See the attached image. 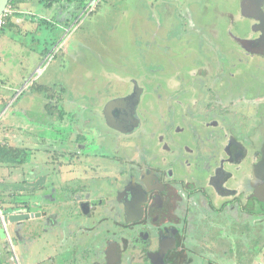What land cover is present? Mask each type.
I'll use <instances>...</instances> for the list:
<instances>
[{"label": "flooded vegetation", "instance_id": "obj_1", "mask_svg": "<svg viewBox=\"0 0 264 264\" xmlns=\"http://www.w3.org/2000/svg\"><path fill=\"white\" fill-rule=\"evenodd\" d=\"M230 1L144 0L147 20L155 26L153 21H157V32L169 30L167 42L162 45L153 36L155 44L145 46V66L129 78L126 93L114 91L105 96L102 88L106 83L98 87L97 82L92 86L96 93L83 91L80 97L91 110L99 96L108 98L100 112L90 115L92 120L72 132V137L67 132L55 135L46 125L40 131L36 150L50 156L46 170L40 172L48 184L46 189L41 185L32 188L40 186L31 199L39 211L38 216L33 214L35 237L50 251L38 264H46V260L48 264H215L202 251L215 247L207 242L200 245L196 236L210 215L215 218L214 231H222L216 241L219 250H223L220 241L225 231L233 224L232 220L227 225L217 221V214L226 212L225 218L260 230L264 171L254 167L264 153V67L257 70L262 73L259 77L256 71L250 73L247 84L242 82L237 64L248 62L249 67L261 62L264 66V0H235V5ZM247 19L256 25L255 41L242 46L238 37L251 39L241 28ZM146 33L148 36L149 30ZM170 40L179 48L168 49ZM192 50L208 57L202 64L187 63L197 81L193 98L185 105L191 107V118L195 115L201 128H210L209 137L201 138L200 145L174 139V134L189 128L188 118L168 131L167 123L156 129L147 127L148 116L142 122L139 112L142 99L153 96L146 85L157 82L153 88L156 104L157 99H171L172 90L165 88L166 66L174 71V81L186 63L183 58ZM156 54L163 62L153 57ZM139 79L142 85L136 84ZM252 82L257 89L250 87ZM175 87L173 91L179 92L177 82ZM70 91L57 99H70ZM51 102L49 114L55 105L54 99ZM178 104L183 107L182 102ZM155 113L163 112L157 108ZM237 133L247 135L246 140ZM200 159L207 166L196 167L193 161ZM34 163L39 170L36 163L40 162ZM56 163L67 169V174L57 173L64 181L61 184L51 180ZM104 164L118 168L115 179L101 173ZM126 165L130 168L124 170ZM192 166L198 170L202 166L199 176L191 175ZM38 176L31 175L36 180ZM236 209L242 213L240 221Z\"/></svg>", "mask_w": 264, "mask_h": 264}, {"label": "rangeland", "instance_id": "obj_2", "mask_svg": "<svg viewBox=\"0 0 264 264\" xmlns=\"http://www.w3.org/2000/svg\"><path fill=\"white\" fill-rule=\"evenodd\" d=\"M78 1L81 0H74L71 2L61 1L60 4H65V6L63 7L59 5V8L56 9V17H54V20L56 19L57 21V17H60L57 16V14L64 15V26L62 28H60L59 24L58 26L55 24L52 26L50 23V28H42V31H44L48 36V44L44 43L46 36H36L35 34L22 36L25 43H31V40L35 39L33 42L34 45H32V43L30 45H24V43L20 42V49L12 51L0 59V85L2 83H7V81L12 82V80L15 79L13 73L17 72V74L14 73L17 76V80L14 84L16 86L14 91H16V95L22 93L19 102L24 105V107L19 106V112H24V117L22 122H18L14 125L15 132L0 135L1 144L3 146L23 150L15 156L14 162H6L5 166L0 165L1 182L3 184H8L5 188H9L8 190H2L4 191L2 195L0 192V206L4 203L5 205H8V209L15 210L16 207H19L18 201L24 200L31 203V210L22 208L24 210H21V212L30 211L31 214L38 216L39 211L33 206L31 194L36 191L39 192L40 186L37 190L32 188H36L38 185H41L46 189L48 181H46V178H44L40 172L41 169L46 170L47 164L45 163L48 161V158H50V156L45 155L43 150H41V152L36 150L39 148L37 144L40 140L38 137H41L40 131H43L45 128L42 126V120H46L48 122V124H45L46 128L53 129L55 135L57 133L61 135L63 134L62 132H67L69 136L72 137L71 135L74 134L72 132H75V130L79 127L81 129L82 125L84 126L86 122L92 120L90 115L92 116L96 112H100L102 104L108 98L105 97L106 95L114 93V91L121 94L127 92L126 84L129 81V78H133V76H135V72H140L141 68L145 66L144 61H146L147 56L144 54V50L148 49L145 46L149 43L150 45L155 44V42L151 40L153 36L157 38L159 42H162V45L164 42H167L169 30H161V33L157 32V21H153L156 24L155 26L152 21L147 20V5H145L144 0H90L88 3L90 4V9L87 4L81 8V12L75 14V8ZM210 1L212 2L215 0ZM234 1L235 0H231L229 3L231 5H235L236 3H234ZM69 9L71 10L70 12H68ZM73 10L75 11L73 15L68 20L65 19L66 16L70 15L67 13H72ZM218 12L216 14H218ZM154 18H157L156 14H154ZM36 19L42 21L41 17L38 15L36 16ZM47 19L48 22L51 21V18ZM238 21L239 20L237 19L236 24ZM44 22L47 24L46 21ZM233 25L235 26V24ZM148 30L150 34L147 36L146 32ZM52 31L54 39L51 42ZM228 43L230 42L228 41ZM166 44L168 49L170 48L172 50H176V47L179 48V45L174 43L173 40H170L169 43ZM231 44H233V42ZM185 45L188 46L189 44ZM29 47H32L33 51L28 54V49L26 48ZM189 47L191 48V45ZM8 48H10V46ZM193 49H197V47L194 46ZM222 50L227 51L224 48H222ZM145 52L148 53L149 51ZM153 57H156V59L158 58V62H163L164 60L158 54ZM185 57L186 58H183L182 62L186 63L185 65L180 66L178 78H174V81L172 79L174 71H169L167 68L168 65L166 66L167 71L164 72L166 73L164 75L165 88L166 91L172 90V93H170L172 94L171 99L167 100V102L165 98L157 99L158 102L156 104L154 100L156 96L153 88L157 82L146 85L148 90L153 91V96L147 95L142 99L139 106L141 110H139V112L142 122H144L145 116H148V121L145 120V122H147V127H155L156 129V127L160 124L162 125V123H167L166 126L168 127V131L170 128H174L179 121L184 120L183 122H185V118H188L190 125L189 128L183 131V133L180 132L174 134V139L186 140L189 142L194 141L198 142L200 145L203 143L201 138L209 137L208 134L210 132V128L208 129L206 126L201 128V124L198 121L199 119L197 120L195 115L191 118V107L185 105H188V103L191 102V98H193L192 94L195 92L193 86L196 88L197 81L196 77H191L192 66H189L188 68L187 63L193 62L195 65L197 63L202 64L208 60V57H205L198 51L194 50H192L190 54ZM220 62H222V58H220ZM260 63L261 62H257L255 65L248 67V62H238L237 65L240 67V78H242V82L245 80L244 83L248 84L249 74L252 72L256 71L255 73H257L258 77L262 74L260 71H257L264 67ZM3 64L9 65L7 70L2 68ZM160 65H162V63ZM148 66L151 65L148 64ZM38 69H40L39 73ZM21 75L23 76L22 78ZM159 75L160 74H157L160 78ZM54 76H56V78L61 76V82L63 85L65 87L70 86V99L69 97L65 98L67 100H58L59 98H55L57 101L54 99L55 105L53 113L49 114V109L46 108V103L49 100H46V96L42 94L45 108L39 111L35 110V107L28 104L30 101L27 99L24 100L23 96L31 95V92H36L34 88L30 87L31 85L36 83L44 84L46 80H49ZM184 77L190 79H184ZM108 79H110V83L107 84ZM96 82L98 87L106 83L102 88L104 89L103 92L105 96L103 97H105V99H102L103 97L100 98L99 96L98 99L93 101L94 105H92L94 106V109L91 110L93 107L90 108L88 106L90 104H86V99L84 101L80 95L85 93L83 91L90 90H92L91 93H96V90L92 88V86H94L93 84ZM175 82H177V89L179 92L173 91L176 88ZM142 83L143 81L140 79L136 82V84L141 85ZM234 85H231V87ZM6 86L8 87L7 84ZM250 87L253 89L258 88V86L255 85V82H252ZM248 92L251 93V91ZM161 94L162 93H157V96ZM36 100L37 103L38 101L40 103L41 99L37 98ZM178 102H182L183 107L182 105H179ZM171 104L173 107H169ZM157 108L158 110L160 108L164 115L163 113L156 114L155 109ZM151 111L153 114L149 117V112ZM0 122L1 126L5 124L7 127H10V122L7 118H5V116L1 115ZM180 125L181 124H178L176 128ZM87 129L90 131L89 128ZM243 135V133L238 134V136L244 137L246 140L247 135ZM170 138L172 139V137ZM33 160L40 162L36 163L40 164L39 170L36 166H34L35 161ZM200 160L197 162L193 161L196 164V167H198L199 164L203 165L205 162L204 159ZM175 163L176 162H173L172 164ZM127 167L128 169L130 168V166L126 165L124 166V170H127ZM201 167L198 170L192 166L190 171L191 175L199 176L200 170L202 169ZM101 169V173L103 175L108 174V176L111 175V178L115 179V173L118 171V168L114 169V167L104 164L101 166ZM34 172L40 175L37 180L35 179L36 176L34 178L31 177ZM51 173H56L52 175L53 177H51V180H55V182H60L59 184H61L64 181L59 178L57 173L67 174V169H65L61 163H56V166L52 169ZM14 188H19L20 191H13L12 189ZM17 195H19V197L15 198L13 200L14 203H12V199ZM7 213H11V210H8ZM241 214L242 213L236 209L235 215L238 216L236 217L238 221L241 220ZM225 216H227L226 212L216 215V219H218L217 221L223 223L224 225H227V223L231 220L232 222L230 223L233 224V226H230L229 231H225V234L221 239L222 241H220L222 243L223 250H219V248H217L218 245L216 244V241L219 238H217V235H221L222 231H214V215H210L206 225L205 223H202L201 229L197 230L196 236L200 245H205L207 242L209 243L208 246L215 247L207 253L206 249H203L202 251L205 253L204 258L212 259V263L215 262V264H256L257 262H259V264H264V219L260 221L262 224L259 230L256 229V227L250 228L245 226L243 225V222L237 223L232 218H225ZM29 220H26L25 222H29ZM41 222H43V225H47L46 220ZM4 226L6 228L7 223L4 222L0 213V249L5 247L7 253L9 252V255L13 257L10 263L17 264L16 258L14 257L15 254L11 248L12 243L16 246V241L14 240L10 243ZM45 249L47 252L50 251L47 247ZM199 252L200 250H195L196 255H199ZM19 253L21 254L20 248L16 247V254ZM40 253L38 258H41L42 256ZM35 258H37L36 252H34L33 255L34 260ZM62 258L66 257L62 256ZM42 259H40L39 262H42ZM23 262H25V259H22V263ZM48 263L49 261L46 260V264Z\"/></svg>", "mask_w": 264, "mask_h": 264}, {"label": "crops", "instance_id": "obj_3", "mask_svg": "<svg viewBox=\"0 0 264 264\" xmlns=\"http://www.w3.org/2000/svg\"><path fill=\"white\" fill-rule=\"evenodd\" d=\"M58 2H59V0H58ZM89 2H90V0H87L86 5ZM57 6L52 7V9H48V8L46 9L45 7H43L42 3L37 2V0H23L22 2H20L19 7L16 10L15 9L13 10V9H11L10 6H7V7H9V10L12 13H11L9 21H8V19H4V22H5L3 24L4 28H3V30H1V33H0V59L2 57L6 56V54H9L12 51L20 49V46H21L20 42L24 43V45H30L31 43H32V45H34L33 42L35 41V39L31 40V43H25L22 36H28L29 34L30 35L35 34L36 36H46V38H45L46 40L44 43L48 44V36L44 31H42V28L48 29V28H50V24L52 26L54 24L56 26H58V24H59L60 28H62L64 26V23H63L64 15H58L57 14V16H60V17L59 18L57 17V21H56V19L54 20V17H56ZM43 8H45V9H43ZM64 11H66V10H64ZM70 11L71 10L69 9L68 12H70ZM74 12L75 11L73 10L72 13H67L70 15L66 16L65 19H69V17H71V15H73ZM37 15L41 17L42 21L36 19ZM47 18H51V21L48 22ZM44 21H46L47 24ZM53 39L54 38H53V31H52L51 32V42L53 41ZM13 43H14V45H13ZM9 46L11 49L8 48ZM32 47L26 48V49H28V54L30 52L32 53V51H33ZM5 60H6V57H5ZM8 67H9V65H6V64L2 65V68H4L5 70H7ZM14 73L17 74V72H14ZM14 73H13V76L15 77V79L12 80V82L7 81V83H5V84L2 83L0 85V121H1V115H2V116H5V118H7L10 122V127L9 126L7 127L5 124H3V126H1V124H0V126H1L0 127V135L10 134V132L14 133L15 132V126L14 125L17 124L18 122H22L23 117H24V112H22V111L19 112V106L24 107V105L21 102H19L20 96L22 93L16 95V91H14L15 87H16L14 84H15V81L17 80V76ZM22 77L23 76L21 75V78ZM21 78H20V80H21ZM45 82H44V84L51 85V86H56L59 84L63 85V83L61 82V76H59L58 78H56V76H54L53 78L46 80ZM6 84L8 85V87L6 86ZM65 88L67 90H71L70 86L65 87ZM39 94L40 93L31 92V95H24L23 96L24 100L27 99L28 101H30V103H28V104L35 107V110H37V111L45 108L44 98H43L42 94H40V95ZM37 98L41 99L40 103H39V101H38V103L36 102ZM42 126L45 127V123H42ZM0 143H1V140H0ZM0 165L5 166V164H2V163H0ZM7 186H8V184H3L1 182V179H0L1 195L4 192L2 190L7 189V188H5ZM12 190L15 192L20 191L19 188H14ZM17 197H19V195L15 196L12 199V203H14L13 200ZM18 202H19V205H18L19 207L15 208L16 211L24 210L22 208H27L28 210H31L30 209L31 203L24 201V200H21ZM1 206H0V209L2 208L1 211H3L4 213L8 212V210H11V212L14 211L12 209H8V205H5L4 203ZM3 207H5V208H3ZM32 219L33 218H31V220ZM31 220H29V222H25L26 221L25 220V221H23V223L21 222L18 224L17 223H15V224L7 223L6 228L4 226L5 232L8 235V239H9L10 243H12V241H14V240L16 241V246L12 243L11 248L15 254L14 257L16 258L17 264H36V263L38 264L39 260L42 258H45L48 254L46 249H45L47 246L40 245L39 241H38L39 239H37L35 237L36 225H35L34 219L32 221ZM41 243L45 244L44 242H41ZM16 247L20 248V251H21V254L19 253L20 255L16 254ZM40 248H42L40 251L41 253L39 252ZM34 252L37 253V258H35V260L33 259ZM39 253L42 255L41 258H38ZM12 259H13V257H11V255H9V252L7 253L5 247L0 249V264H12V263H10ZM22 259H25V262L22 263ZM256 264H259V262H257Z\"/></svg>", "mask_w": 264, "mask_h": 264}, {"label": "trees", "instance_id": "obj_4", "mask_svg": "<svg viewBox=\"0 0 264 264\" xmlns=\"http://www.w3.org/2000/svg\"><path fill=\"white\" fill-rule=\"evenodd\" d=\"M23 0H10L9 1V5L11 7V9H18L20 2H22ZM61 0H37V2L42 3L43 7H45L46 9H52V7L57 6V8H59V5L61 6H65V4H60ZM62 1H66V2H71L74 0H62ZM87 3V0H81L78 1V3L76 4V12L75 14H77L78 12H81V8H83ZM43 8V9H45ZM56 8V9H57ZM46 12V11H45ZM10 16L11 14H8L7 16H5V19H8V21L10 20ZM72 16V15H71ZM70 18V17H69ZM68 20V19H67ZM3 25L0 26V33L1 30H3ZM30 87L34 88V90L36 91L35 93H40L46 96V108L51 110L53 107L51 106L50 100L52 101L53 99L57 98V97H62L64 94H66L68 92V90L63 86V85H56V86H51V85H46V84H33ZM56 100V99H55ZM23 150H17L14 149L13 147H9V146H3L0 143V163L5 164L6 162H14L15 160V156H17L19 154V152H22ZM18 152V153H16ZM15 153V154H14Z\"/></svg>", "mask_w": 264, "mask_h": 264}, {"label": "water", "instance_id": "obj_5", "mask_svg": "<svg viewBox=\"0 0 264 264\" xmlns=\"http://www.w3.org/2000/svg\"><path fill=\"white\" fill-rule=\"evenodd\" d=\"M9 1L10 0H0V15L6 10L8 4H9ZM260 11L263 12L262 8ZM241 28H242V30H245L246 32L248 31L249 32L248 35L251 36V39L246 38V37H242V38L238 37L237 40L239 41V43L242 46L246 43L255 41L254 39H252L253 33L256 32V25L254 22L249 21L248 19L246 21H242ZM41 123H43V122H41ZM262 150H264V148ZM254 168H256V169L262 168L264 171V153H262L261 158L258 160V162H256ZM262 180L264 182V175H263ZM24 212L25 211L21 212V211L14 210L11 213H7V212L4 213L3 211H1V215H2L4 222L9 223V224L21 223L25 220H29V219L33 218V214H31L30 211L25 212V213Z\"/></svg>", "mask_w": 264, "mask_h": 264}, {"label": "built area", "instance_id": "obj_6", "mask_svg": "<svg viewBox=\"0 0 264 264\" xmlns=\"http://www.w3.org/2000/svg\"><path fill=\"white\" fill-rule=\"evenodd\" d=\"M90 5V4H89ZM88 5V8H89ZM90 9V8H89ZM12 12L9 10V7L6 8V10L0 15V26L3 25L5 16H7L8 14H11ZM69 31V30H68ZM40 72V69H38V73ZM1 124V123H0ZM0 213H1V209H0Z\"/></svg>", "mask_w": 264, "mask_h": 264}]
</instances>
